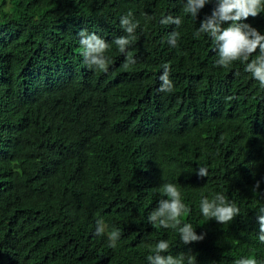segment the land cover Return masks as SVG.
<instances>
[{
	"label": "trees",
	"instance_id": "trees-1",
	"mask_svg": "<svg viewBox=\"0 0 264 264\" xmlns=\"http://www.w3.org/2000/svg\"><path fill=\"white\" fill-rule=\"evenodd\" d=\"M185 2L0 0V264H148L160 240L162 255L183 253L185 264L264 261V89L240 62L216 66L211 38L195 36L216 0L197 17ZM129 12L139 27L120 53L112 41ZM169 15L181 25L160 22ZM243 22L264 34V12ZM83 29L109 42L107 72L85 63ZM127 53L136 62L125 69ZM165 63L170 93L159 91ZM165 183L180 189L191 209L181 221L202 241L148 223ZM216 193L240 209L229 223L200 212Z\"/></svg>",
	"mask_w": 264,
	"mask_h": 264
},
{
	"label": "clouds",
	"instance_id": "clouds-1",
	"mask_svg": "<svg viewBox=\"0 0 264 264\" xmlns=\"http://www.w3.org/2000/svg\"><path fill=\"white\" fill-rule=\"evenodd\" d=\"M210 0H186L183 11L193 17H197L200 10L209 3ZM264 12V0H216V7L210 16H205L201 21L200 27L196 30L195 36L206 34L211 38L215 45L217 59L216 66L229 68L233 63L240 62L244 65V71L259 83L264 89V34L252 27L247 21L249 18H256ZM132 13L120 18V25L126 35L115 38L112 43L116 45L120 53H126L128 47L136 39V29L139 22L134 21ZM151 19V18H150ZM162 24L181 25L179 17L171 15L161 19ZM227 25V26H225ZM79 42L82 48V56L89 67L107 72L109 59L105 53L110 47L109 42L95 33H89L86 29L78 33ZM180 33L173 31L169 34L168 43L175 47ZM135 59L131 53H127L123 68L127 69L135 64ZM163 73L159 79L161 86L160 92L170 93L173 91V83L169 79L170 65H162ZM231 99V97L227 98ZM199 177H206L208 170L205 167L198 168L196 172ZM260 181L253 186V191H258ZM160 192L163 197L157 206L148 215V223L165 229L178 231L181 241L185 244L202 241L203 235H197L190 223H182L181 217L190 214L191 209L182 201L180 189L172 183H165L161 186ZM201 214L210 220H215L219 224L229 223L239 215L240 209L226 199L221 193L213 195L212 199L202 198L200 201ZM259 225L258 240L264 243V207L259 209L256 216ZM106 225L103 220L97 221L96 235L105 234ZM120 238V231L113 229L107 234L109 247H116V242ZM151 247V246H150ZM169 244L166 240L158 241L153 254L147 256L148 264H185V254L179 256L162 255L167 252ZM187 264H195V257L187 256ZM234 264H264L254 256L240 258Z\"/></svg>",
	"mask_w": 264,
	"mask_h": 264
}]
</instances>
